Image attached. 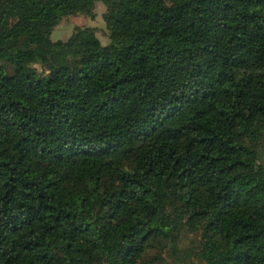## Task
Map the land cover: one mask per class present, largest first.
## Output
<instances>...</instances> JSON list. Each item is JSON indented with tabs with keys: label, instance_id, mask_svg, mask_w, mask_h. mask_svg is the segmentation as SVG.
Instances as JSON below:
<instances>
[{
	"label": "trees",
	"instance_id": "16d2710c",
	"mask_svg": "<svg viewBox=\"0 0 264 264\" xmlns=\"http://www.w3.org/2000/svg\"><path fill=\"white\" fill-rule=\"evenodd\" d=\"M97 1L0 0V264H264V0Z\"/></svg>",
	"mask_w": 264,
	"mask_h": 264
},
{
	"label": "rangeland",
	"instance_id": "374dc122",
	"mask_svg": "<svg viewBox=\"0 0 264 264\" xmlns=\"http://www.w3.org/2000/svg\"><path fill=\"white\" fill-rule=\"evenodd\" d=\"M106 4L103 1H97L95 15L85 13H75L64 16L61 21L53 28L51 32L52 39H66L78 26L92 25L96 28V33L103 44L110 41L109 33L106 27L103 13L106 10ZM261 161L264 162V140L260 147ZM198 237L197 232L184 229L182 231L181 241L177 253L171 250H163L161 257H156L158 248L150 247L143 255V264H206L205 261L198 258L194 253L193 246ZM142 261V262H143Z\"/></svg>",
	"mask_w": 264,
	"mask_h": 264
}]
</instances>
